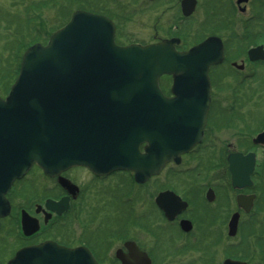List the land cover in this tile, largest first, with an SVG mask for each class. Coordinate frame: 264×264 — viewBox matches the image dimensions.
Returning <instances> with one entry per match:
<instances>
[{
  "label": "water",
  "instance_id": "obj_1",
  "mask_svg": "<svg viewBox=\"0 0 264 264\" xmlns=\"http://www.w3.org/2000/svg\"><path fill=\"white\" fill-rule=\"evenodd\" d=\"M183 7L190 11L194 1ZM113 35L107 18L76 10L45 45L34 44L24 52L16 80L7 96L0 97V218L9 211L5 195L12 182L33 165L49 177L75 166L94 175L128 170L141 183L166 162L178 163L181 154L200 142L210 102L207 72L223 59L221 41L211 37L178 53L173 41L118 47ZM256 53L248 55L253 59ZM163 75L172 77L171 97L159 88ZM253 144L264 147V131ZM227 162L231 186L250 187L254 154H233ZM59 183L76 193L64 179ZM253 199L240 195L236 202L248 213ZM156 201L168 220L185 208L169 192ZM46 208L61 211L66 204L48 201ZM238 217L233 214L228 223L230 237L236 234ZM21 226L25 235L37 230L26 215ZM180 226L185 232L191 229L188 221ZM7 264L95 263L84 249L44 243L19 250ZM223 264L246 263L226 259Z\"/></svg>",
  "mask_w": 264,
  "mask_h": 264
},
{
  "label": "flooded vegetation",
  "instance_id": "obj_2",
  "mask_svg": "<svg viewBox=\"0 0 264 264\" xmlns=\"http://www.w3.org/2000/svg\"><path fill=\"white\" fill-rule=\"evenodd\" d=\"M114 1L117 4L114 9H110V6L101 7L97 9V14L103 15L113 22L115 26L114 38L117 45H150L164 40H172L175 50L183 53L208 37H217L223 47V61L220 65L209 69L212 86L211 108L215 103L216 81L219 84L224 76L219 73L222 69L237 78L233 86L238 88V94L236 96L231 93L232 98L229 104L232 109L238 103L241 108V105L247 100H251L250 96L252 95L255 96V100L259 99L260 90L252 88H254L253 84H264V76L259 72L261 68H264V59L258 57L264 56V0H195L194 9L187 11L188 13H184L182 9L183 2L187 0H131L134 7L130 10L126 7L124 13L122 12L123 3L119 4L120 0ZM139 13L144 15V19L142 18L140 22L136 21V23L137 25L141 24L142 32L139 34L145 38L137 36L131 39L128 36L129 33L121 29L120 24H125V20L130 19L131 15L137 16ZM256 49L257 53L251 59L248 54ZM159 83L161 88H169L171 78L162 76ZM220 83L226 86L227 80ZM246 90L250 92L247 93ZM216 102H218L217 99ZM217 136L218 132L206 130L201 143L189 153L182 155L178 164L173 161L168 162L158 173L141 183H137L133 173L129 171H115L95 177L85 168L68 169L60 176L78 187L76 195L69 194L63 189L58 184L57 177H44L41 171L33 166L30 172L36 170L38 178L45 182V185L41 184V186L43 193H46L48 197L43 198L44 195H42L41 198L35 199V201L41 200L33 203L30 209L18 208L15 206L16 202H21L23 206L29 205L25 200L27 198L24 199L19 189L29 178L30 172L12 184L7 193L10 211L0 221V237L4 233L5 236L6 234L8 236L15 234L16 238L13 240V249L9 252L0 251V264H6L19 249L48 241L67 249H85L95 264H146L147 259L149 264H166L168 257L172 258L171 264H182L181 258L176 259L175 257H178L179 254L182 255L185 250H190V248L199 249L197 246L203 242L202 235L201 238H198V235L196 234V236L194 233L199 229V222L196 220L197 214L201 219L205 208L213 206L219 209L218 211L221 209L222 213L227 215L230 211L229 199V203L232 205L231 211L233 210L231 214L238 212L239 224L245 214L242 209L238 208L236 197L240 194H253L255 195L253 208L257 204L256 188L250 191L233 189L228 172L227 157L230 154L245 155L255 151L251 143L253 136L246 140L244 132H232L230 142L220 144V146H224L222 149L225 150V153L223 158L222 155L220 159L216 157L218 163L215 167L211 166L208 169L206 163L201 168L200 171H204L206 174L210 170H218L219 166L223 168L222 178L215 177L216 180L213 183L208 180V183H205L201 189L200 196L205 201L202 209L191 202L192 192L195 190L193 187L197 183L189 185L188 181H191V178L187 175L192 171L190 166L185 165V161L187 159L188 162L196 160L192 167L198 168L202 162L199 161L197 155L200 152L203 154L205 149L210 146L209 143H212ZM246 144L252 149L254 148V151L243 152L242 149L236 148L238 146L243 148ZM143 147L144 145L141 146V149ZM255 170L251 177L253 186ZM81 175L87 176L88 181L81 182ZM93 181H97V212L92 211L93 209L90 211L86 209L87 198L85 195L91 188L89 184ZM112 191L113 195L109 197V192ZM167 191L172 192L185 203V209L173 221H167L164 212L160 209V204L156 202L158 196ZM208 198L212 199L209 201ZM219 198L225 199L226 203L220 205ZM61 199L65 201V209L52 211L45 208L47 201L56 203ZM109 206L114 208L107 209ZM23 211L31 217V222L37 223L38 230L31 235H24L22 232L21 213ZM218 211L213 212L218 213ZM182 220L191 223L192 229L188 233L180 229L179 222ZM87 221L89 223L86 224ZM167 226L175 228L176 236L174 238L172 235L167 236L165 231ZM201 226L204 228L203 224ZM169 239L170 241H168ZM227 246L224 245V248L228 249ZM169 253L175 256H170Z\"/></svg>",
  "mask_w": 264,
  "mask_h": 264
},
{
  "label": "rangeland",
  "instance_id": "obj_3",
  "mask_svg": "<svg viewBox=\"0 0 264 264\" xmlns=\"http://www.w3.org/2000/svg\"><path fill=\"white\" fill-rule=\"evenodd\" d=\"M120 3H123V13L126 7H128V10L134 7V3L131 0H120L119 4ZM116 5L114 0H0V95L5 96L7 94L9 84L11 85L16 78L21 55L29 45L36 43V40H42L40 42L43 43L44 39L48 38L54 30L64 24L70 14L76 9L85 8L86 10L95 12L101 7L107 8L110 6V9H114ZM31 17H34V19ZM142 18L144 19V15L141 13L137 16L131 15L130 19H124L126 22L125 24H120L121 29L126 30L131 39L137 36L138 38H145L142 34H139V32H142L141 24L137 25L136 23V21L140 22ZM28 19H33L32 25L34 26L29 29L23 25ZM20 22L22 24H20ZM35 28H39V31H37L38 33L33 31ZM203 29L205 30V28ZM259 72L264 76V68H261ZM219 73L224 75L220 82L223 83V80H227V83L225 86L220 82L218 84V81H216L217 88L214 89L215 103H213L214 106L210 112L208 127L210 132H218V136L212 143H209L210 146L205 149L203 154L200 152L197 155L199 161L202 162L198 168L194 169L192 167L196 160L188 162L187 159L185 161V165L190 166L192 171L187 175V177L191 178V181H188L189 185L197 183V185L193 187L195 190L192 192L193 196L191 197V202L201 209L204 205L203 203H205L200 196L201 189L204 187L205 183H208V180L213 183L217 176L222 178L221 172L223 171V168L219 166L218 170H210L208 171L209 173L206 174L204 171H200L203 165L207 163L208 169H210L211 166L215 167V165H217L218 160L216 157L220 159L222 155L223 158L225 153V150L223 151L222 149L224 146H220V144L230 142V135L232 132H244L246 140H249L256 132L264 128V84H253L254 88L252 89L260 90L259 99L256 98L255 100V96L249 95L251 102L247 100L241 105V108L238 103L232 109L229 104L232 98L231 93H234L236 96L238 94V88H234L233 86L237 78L229 74L225 69L220 70ZM246 92L248 93L250 91L246 90ZM216 99L218 102H216ZM239 117L240 120H238ZM236 148L242 149L241 151L243 152L254 151V148L252 149L248 144L243 148H239V146ZM254 152L257 156L256 176L255 179H253L254 188H256L259 196L257 205L253 208L250 215H245L241 218L239 229L234 238H229L227 236L226 223L229 215L233 211H231L232 205L229 203V199L228 204L230 211L227 215H224L221 209L218 211L219 209L213 206L205 208L206 210H204L201 219L198 217L199 214H197L196 220L199 222V229L194 233L198 235V238H201L202 235L203 242L201 245L197 246L199 249L193 250L190 248V250H185L182 255L179 254L178 257H175L176 259L181 258L182 264H221L223 259L228 257L232 259H246L247 262L251 264H259V262L264 264V251L262 254H260V251L257 252L259 243L264 246V233H262V238L259 242H257L256 239L259 225H262L261 221L264 220V149L255 148ZM28 177L25 184L19 189V192H21L24 199L27 198L25 200L29 205L23 206L21 202H16L15 206L18 208L30 209L33 203L41 200L35 201V199L41 198L42 195H44L43 198L48 197L46 193H43L41 186V184L44 186L45 182L38 178L36 170L31 171ZM80 179L81 182L88 181L87 176L81 175ZM221 181L222 179L220 182ZM89 185H91V188H89V191L85 195L87 198L86 209H88V211L93 209L92 211L95 210L97 212V181H93ZM112 195L113 191L109 192L108 196L111 197ZM225 203V199L219 198L220 205ZM108 208L113 209L114 207L109 206L107 209ZM213 211H218V213ZM87 223H89V221H87L86 224ZM201 224H203L204 228L202 226L200 227ZM165 231L167 236L172 235L173 238L176 236L175 228L172 226H167ZM15 236V234H10L9 236L6 234L5 236L3 233L0 237V251L9 252L13 249V240L16 238ZM168 241H170V239ZM224 245H228L227 247L229 248H224ZM247 252L250 254L247 255ZM169 254L170 256H175L171 253ZM171 260L172 258L168 257L166 259V264H171Z\"/></svg>",
  "mask_w": 264,
  "mask_h": 264
},
{
  "label": "trees",
  "instance_id": "obj_4",
  "mask_svg": "<svg viewBox=\"0 0 264 264\" xmlns=\"http://www.w3.org/2000/svg\"><path fill=\"white\" fill-rule=\"evenodd\" d=\"M32 6H33V4H32ZM34 7V6H33ZM68 14V13H67ZM31 18H33L34 19V17H31ZM27 19V18H26ZM33 19H28V21L26 20L24 23H23V25H24V27H28V29L30 28V27H34L32 24H33V22H32V20ZM22 22V21H21ZM20 22V24H22ZM36 25V24H35ZM61 26V25H60ZM23 27V26H22ZM33 31H35V32H37V31H39V28L37 29V28H35V30H33ZM38 33V32H37ZM47 38H45L44 39V41L43 42H45V40H46ZM36 40V39H35ZM34 40V41H35ZM40 41H42V40H40ZM40 41H35V42H40ZM9 86H10V84H9ZM264 222V221H263ZM260 224V223H259ZM258 224V225H259ZM264 224V223H263ZM259 225V229L257 230V242H259L260 241V239L262 238V233H264V225ZM258 245H260V243L258 244ZM260 246H262V252L264 251V246L263 245H260ZM247 254H248V252H247ZM243 255V254H242ZM249 255V254H248ZM244 256H246V255H244ZM244 258V257H243Z\"/></svg>",
  "mask_w": 264,
  "mask_h": 264
}]
</instances>
